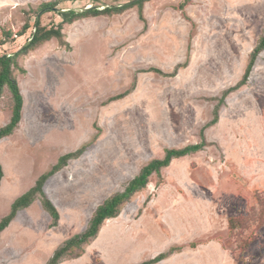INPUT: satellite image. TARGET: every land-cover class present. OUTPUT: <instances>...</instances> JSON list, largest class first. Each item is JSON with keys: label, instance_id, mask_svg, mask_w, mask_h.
Wrapping results in <instances>:
<instances>
[{"label": "rangeland", "instance_id": "rangeland-1", "mask_svg": "<svg viewBox=\"0 0 264 264\" xmlns=\"http://www.w3.org/2000/svg\"><path fill=\"white\" fill-rule=\"evenodd\" d=\"M49 1L0 0V40H6L0 55L29 44L37 19L42 28L60 27L63 35L19 55L12 67L25 93L23 125L7 149L0 147V220L60 156L93 142L46 188L64 224L54 229L52 219L47 224L22 213L17 229L0 237V264H41L82 232L95 206L123 191L145 164L163 158L168 148L200 142L213 107L242 77L264 27V0H206L212 9L205 15L197 7L196 22L175 9V0H149L146 29L136 5L63 23L54 10L38 13ZM130 1H63L56 8L68 16L69 10ZM26 22L29 29L20 36ZM187 59L175 77L147 71L169 73ZM134 85L123 99L109 101ZM8 93L3 107L10 103ZM218 113V122L204 131L209 146L172 160L160 181L152 174L123 205L121 218L102 225L84 257L65 264H137L132 262L173 246L183 247L182 253L165 264H264V53L248 83ZM10 116L0 110V128Z\"/></svg>", "mask_w": 264, "mask_h": 264}, {"label": "trees", "instance_id": "trees-1", "mask_svg": "<svg viewBox=\"0 0 264 264\" xmlns=\"http://www.w3.org/2000/svg\"><path fill=\"white\" fill-rule=\"evenodd\" d=\"M63 1H80V0H52L46 3L41 4L38 7V13L40 12H48L52 11L56 8V6ZM93 2H101L106 0H91ZM149 0H141L134 4L122 5V6H111L107 7L103 10L98 9H90L86 11H76L69 10L68 16H63L61 12H58L62 16L63 23H71L74 20L86 17L90 15H98V14H119L124 10L131 8L136 5L138 7V16L144 22V29L147 27V20L144 16V3ZM191 3V0H181L179 5L175 8L179 11H184L186 5ZM184 17L187 20L190 18L184 13ZM29 29V24L26 22L19 35H23ZM7 35V34H6ZM33 38L30 43L24 47L22 50L18 51L13 56H7L6 54L0 55V108L9 109L11 111L10 121L0 128V140L6 136L11 135L14 130L17 128L21 116H22V107H23V96L21 94L18 82L13 75L12 67L17 65L16 59L19 55L26 53L29 50H33L35 46L50 40L53 37L62 38V32L60 27L58 28H42L40 26V20L36 23V31L33 33ZM6 40H0V46H2ZM68 48V47H67ZM264 52V27L261 31L260 36L258 37L254 47L251 49L247 63L245 66V70L243 72L240 80L233 86L226 88L222 96L218 99V103L213 107V119L208 122L200 133V142L187 145L185 147L175 149H166L163 158L153 159L149 161L145 166H143L139 173L130 179L127 182L124 190L121 192H116L111 196L107 197L101 204L97 206L95 209L91 219L87 222L88 225L85 230L82 232L73 235L72 237L63 241L53 252L52 256L47 260L46 264H60L65 260L77 259L81 257L85 253V247L89 245L94 239H96L100 228L103 225V222L106 219L116 218L119 216L121 209L125 203H127L132 196L146 188L149 183V178L152 174H155L159 181L162 178L161 170L169 166L172 160L182 158L188 155H192L194 153L203 151L209 143L205 139L204 131L205 129L214 126L219 120V109L225 103V99L233 92L237 91L241 87L245 86L250 78V75L253 71L255 63L259 56ZM189 59L184 63H178L172 70V72L165 73L158 68H149L150 72L158 73L165 77H175L181 69H184L188 66ZM135 88V85L129 90L123 92V94H118L109 99V101H115L119 99H123V97L130 94ZM9 90L10 103L3 107L1 104V100L3 98L4 90ZM214 99V98H213ZM93 141L83 144L75 151L64 154V156H60L57 163H55L48 171L44 172L42 175L38 177L34 186H32L28 191L24 194L16 198L10 208V211L7 215H5L0 220V233L9 226L11 221L16 217L17 213L23 209L28 208L35 200H39L45 211L49 213L52 218L51 226L55 227L58 225L59 212L52 201L49 199L47 194L44 191V185L46 181L52 177L54 174L62 170L66 164L73 159H78L81 157L87 149L91 146ZM3 168L0 164V182L3 178ZM235 218H228V229L229 231H233L236 229V226L233 223ZM195 246V245H193ZM183 247L181 246H173L165 252L159 253L154 258L137 263V264H156L164 259H167L174 253L181 252Z\"/></svg>", "mask_w": 264, "mask_h": 264}, {"label": "crops", "instance_id": "crops-1", "mask_svg": "<svg viewBox=\"0 0 264 264\" xmlns=\"http://www.w3.org/2000/svg\"><path fill=\"white\" fill-rule=\"evenodd\" d=\"M176 1V6H178L179 5V3L181 2V0H175ZM224 1V0H223ZM226 1V0H225ZM232 2L233 1H235V0H231ZM146 3H149V2H146ZM202 3V4H201ZM148 5V4H147ZM197 7H201L204 11V13H205V15H208V13H209V11L212 9V7H211V4H208V3H206V0H191V3H189L188 5H186V7L184 8V11L182 12V11H180L181 12V14H182V16L184 17V13L190 18V20L191 21H193V22H196L197 21V17L196 16H194V13H195V11H196V8ZM144 11L145 12H147V7L144 9ZM185 18V17H184ZM186 19V18H185ZM187 20V19H186ZM189 20V21H190ZM254 47V46H253ZM264 53V52H263ZM262 53V54H263ZM261 54V55H262ZM260 55V56H261ZM259 56V57H260ZM259 59V58H258ZM257 59V60H258ZM21 93L23 94V95H25V93H24V91L23 90H21ZM0 110H2V111H10L9 109H3V108H0ZM11 112V111H10ZM12 115V114H11ZM10 118H11V116H10ZM21 120H22V116H21ZM20 120V122H19V124H18V126H17V128L14 130V132L11 134V135H9V136H6V137H4V138H2L1 140H0V147L2 146V145H5L4 146V148L5 149H7L10 145H11V143H12V140H13V138H14V136L20 131V128L22 127V125H23V123H22V121ZM9 121H10V119H9ZM0 124H3L2 122L0 123ZM82 157V156H81ZM81 157H79L78 159H73V160H70L67 164H66V166L62 169V170H60L59 172H57L56 174H54L52 177H50L47 181H46V183H45V185H44V191H45V193L47 194L48 192H47V186H48V184H49V181H51V180H53L55 177H57V175H59L58 173H60V172H62V171H65L66 169H68V168H71L72 167V165H73V163H76L79 159H81ZM0 164L2 165V168H3V178H2V180H1V182H0V194H1V191L3 190V188H4V176H5V166L3 165V162H2V158L0 157ZM48 197H49V199L52 201V203L55 205V207L57 208V210H58V212H59V215H60V219H59V225L57 226V227H53L54 229H57V228H60L61 227V225L62 224H64L63 223V213H62V211H61V209L59 208V206L56 204V202H55V200L49 195V193H48V195H47ZM36 201H39V200H35L34 202H36ZM32 203L28 208H26V209H23V210H21V211H19L18 213H17V215H16V217L11 221V223L9 224V226L7 227V228H5L1 233H0V237L2 238V237H6L7 235H9L12 231H13V229H17V225L19 224V219H20V216L22 215V213H28V214H30L31 215V219L32 220H34V219H37L38 217H42L43 219H45V222L47 223V224H49L50 223V221H51V216L49 215V213L47 212H45V210H44V208H43V206H42V204H41V202H40V204H41V206L40 205H38V206H34V204L35 203ZM103 202V201H102ZM101 202V203H102ZM100 203V204H101ZM99 204H97L96 206H95V209L97 208V206H98ZM42 207V208H41ZM95 209L93 210V213H94V211H95ZM93 213L92 214H90L88 217H87V221H85V223H86V225H88V221L91 219V217H92V215H93ZM75 215H78V213L76 212L75 213ZM144 215H145V212H144ZM143 215V217H145ZM77 218H76V220L75 221H73V223H75V222H77V221H79V217L78 216H76ZM121 218V212H120V214H119V216L118 217H116V218H110V219H106L104 222H103V224H105L107 221H117V220H119ZM75 219V218H74ZM73 219V220H74ZM104 226V225H103ZM86 227L87 226H85V228H84V230L86 229ZM103 227H101L100 228V230L102 229ZM99 234V233H98ZM97 239H98V235H97V237H96ZM94 241H96V240H94ZM93 241V242H94ZM146 245V243H144L143 244V247H139V249L137 250V252H142V249L144 248V246ZM222 246V245H221ZM90 247V246H89ZM223 248V247H222ZM56 249V248H55ZM54 249V250H55ZM54 250H52V252H51V254H49L43 261H42V263L41 264H46V262H47V260L52 256V254H53V252H54ZM136 251V250H135ZM86 253V252H85ZM182 252H179V253H174V254H172L170 257H168L167 259H164V260H162V261H160V262H158V263H156V264H165V263H168V262H170V261H172V259H173V257H176V256H179L180 254H181ZM85 255V254H84ZM84 255H82L81 257H79V258H77V259H73V260H71V261H80L83 257H84ZM151 257V256H150ZM139 260H141V258L139 259ZM65 263H67V261H63V262H61L60 264H65ZM132 263H139V262H132Z\"/></svg>", "mask_w": 264, "mask_h": 264}, {"label": "water", "instance_id": "water-1", "mask_svg": "<svg viewBox=\"0 0 264 264\" xmlns=\"http://www.w3.org/2000/svg\"><path fill=\"white\" fill-rule=\"evenodd\" d=\"M138 1H141V0H132L130 2L125 3L124 5L133 4V3H136ZM107 7H111V6H109V5H105V6H102V5H91V6H87V7L83 8V9H81V11H86V10H90V9H93V8L94 9H98V10H100V9L103 10V9H105ZM54 11L61 12V10H59L57 8H55ZM37 21H38V19H37ZM37 21H36V23H37ZM27 45H28V43L24 47H26ZM24 47H22L20 50H22ZM13 55H15V53L7 54V56H13Z\"/></svg>", "mask_w": 264, "mask_h": 264}]
</instances>
